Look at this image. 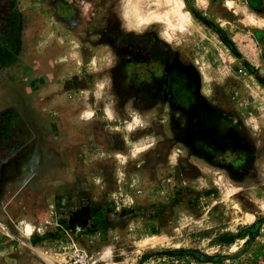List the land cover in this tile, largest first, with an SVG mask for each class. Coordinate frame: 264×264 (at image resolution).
<instances>
[{
  "label": "rangeland",
  "instance_id": "1",
  "mask_svg": "<svg viewBox=\"0 0 264 264\" xmlns=\"http://www.w3.org/2000/svg\"><path fill=\"white\" fill-rule=\"evenodd\" d=\"M19 8L23 56L60 75L85 118L65 136L52 115L54 177L68 185L32 225L1 220L0 264H70L76 251L85 264H264V0Z\"/></svg>",
  "mask_w": 264,
  "mask_h": 264
},
{
  "label": "crops",
  "instance_id": "2",
  "mask_svg": "<svg viewBox=\"0 0 264 264\" xmlns=\"http://www.w3.org/2000/svg\"><path fill=\"white\" fill-rule=\"evenodd\" d=\"M31 45L32 25L27 29L26 24L22 27L17 59L10 65L14 67L8 68L12 72L0 70V135L6 138L0 136V222L22 225H32L46 198L68 185L66 174L56 173L59 175L54 177L52 148L48 147L53 141L52 115L59 116L60 135L63 131L65 136L70 127L78 133L85 118L83 105L80 108L78 103L63 100L66 95L60 91L61 76L54 71L53 77L50 71L38 72L33 66L39 65V61L23 56L22 48L32 49ZM32 107L36 109L34 114ZM69 110L76 114L71 119L67 115ZM41 127L44 133L48 131L51 140L47 133L41 137Z\"/></svg>",
  "mask_w": 264,
  "mask_h": 264
},
{
  "label": "flooded vegetation",
  "instance_id": "3",
  "mask_svg": "<svg viewBox=\"0 0 264 264\" xmlns=\"http://www.w3.org/2000/svg\"><path fill=\"white\" fill-rule=\"evenodd\" d=\"M24 17L19 0H0V70L17 58Z\"/></svg>",
  "mask_w": 264,
  "mask_h": 264
},
{
  "label": "trees",
  "instance_id": "4",
  "mask_svg": "<svg viewBox=\"0 0 264 264\" xmlns=\"http://www.w3.org/2000/svg\"><path fill=\"white\" fill-rule=\"evenodd\" d=\"M198 19L204 24V25H208V21L205 19V18H201V17H198ZM227 45L228 49L238 58L240 59L241 58V55L240 53L237 51V49L235 48L234 44L227 40V38L225 37H222L221 38ZM244 65L245 66H248V63L244 62ZM75 225L74 226H83L84 223H82V221L80 220V218L78 217L76 221H74ZM174 253H177V255H183L184 254V251L183 250H178L177 252H174Z\"/></svg>",
  "mask_w": 264,
  "mask_h": 264
},
{
  "label": "built area",
  "instance_id": "5",
  "mask_svg": "<svg viewBox=\"0 0 264 264\" xmlns=\"http://www.w3.org/2000/svg\"><path fill=\"white\" fill-rule=\"evenodd\" d=\"M70 264H85L84 255L79 251L74 252L70 258Z\"/></svg>",
  "mask_w": 264,
  "mask_h": 264
}]
</instances>
